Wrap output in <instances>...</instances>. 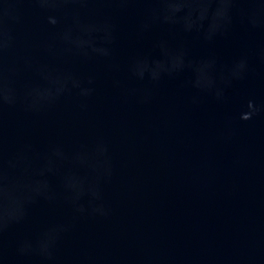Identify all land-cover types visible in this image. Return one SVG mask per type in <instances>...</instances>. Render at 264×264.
<instances>
[{"label": "water", "instance_id": "obj_1", "mask_svg": "<svg viewBox=\"0 0 264 264\" xmlns=\"http://www.w3.org/2000/svg\"><path fill=\"white\" fill-rule=\"evenodd\" d=\"M0 264H264V0H0Z\"/></svg>", "mask_w": 264, "mask_h": 264}]
</instances>
